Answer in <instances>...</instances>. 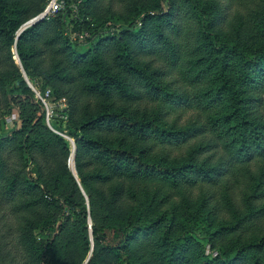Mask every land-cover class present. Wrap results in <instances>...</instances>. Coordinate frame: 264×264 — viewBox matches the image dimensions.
<instances>
[{
    "label": "trees",
    "instance_id": "16d2710c",
    "mask_svg": "<svg viewBox=\"0 0 264 264\" xmlns=\"http://www.w3.org/2000/svg\"><path fill=\"white\" fill-rule=\"evenodd\" d=\"M64 1L0 0V264H264V0Z\"/></svg>",
    "mask_w": 264,
    "mask_h": 264
},
{
    "label": "built area",
    "instance_id": "2783aa9c",
    "mask_svg": "<svg viewBox=\"0 0 264 264\" xmlns=\"http://www.w3.org/2000/svg\"><path fill=\"white\" fill-rule=\"evenodd\" d=\"M64 7H65L64 0H48V3L46 7L44 8V11L39 15H42L44 18H49L52 15H54L57 11L63 9ZM50 93H51L50 89H48L44 95L40 91L36 90L37 98L40 99L45 106L46 117L49 123H50L51 118H54L56 115H58L56 108L58 107L60 108V110H62L66 106L65 99H61L57 103H51L49 101ZM62 117L65 118L64 115H62Z\"/></svg>",
    "mask_w": 264,
    "mask_h": 264
},
{
    "label": "rangeland",
    "instance_id": "374dc122",
    "mask_svg": "<svg viewBox=\"0 0 264 264\" xmlns=\"http://www.w3.org/2000/svg\"><path fill=\"white\" fill-rule=\"evenodd\" d=\"M166 4L167 3H165L164 4V6L166 7ZM13 53H14V58H15V61L18 63V60H19V55H18V53H17V48H16V46H14L13 47ZM20 65V64H19ZM3 103H0V115H2L3 114V112H4V110L2 109V107H4V104L2 105ZM1 119H4L5 121H6V124L4 125V128H3V130H1L0 131V134H4V133H6L9 129H11L12 127H13V125H14V123H15V121H16V119H17V114H16V112H13V113H11V114H8V115H4V117L3 118H1ZM47 123H48V125H49V121L47 120ZM67 137V136H66ZM70 141H71V144H72V153L74 152V148H75V141L73 142V139H71L70 137H67ZM71 160V161H70ZM69 161H70V164H71V169L72 168H74V165H75V162L73 161V158H71ZM73 170V169H72ZM254 170H257V168L256 169H254ZM192 203H193V206L194 207H196V205H198L199 204V202L197 201V199H195L194 201H192ZM91 224H92V220L90 219V230H91ZM89 257H91V254L89 253V255H88V258Z\"/></svg>",
    "mask_w": 264,
    "mask_h": 264
},
{
    "label": "water",
    "instance_id": "95a60500",
    "mask_svg": "<svg viewBox=\"0 0 264 264\" xmlns=\"http://www.w3.org/2000/svg\"><path fill=\"white\" fill-rule=\"evenodd\" d=\"M42 19H44V17H43L42 15H39V16H36V17L32 18V19L29 20L28 22H26V23H25V24H24V25L18 30V32H17V37H16V41L19 39L21 33H22L27 27H29V26H31V25H33V24L39 22V21L42 20ZM18 64L21 65V68H22V71H23V74H24L26 80L28 81L29 85L33 88V84L30 82V80H29V78H28V76H27V74H26L24 68L22 67V64H21L20 58H19V60H18ZM34 90H35V88H34ZM49 125H50V123H49ZM73 142H74V140H73ZM74 143H75V142H74ZM75 154H76V146H75V148H74V152H73L72 155H71V158L74 159V162H75ZM71 158H70V159H71ZM69 165L71 166L70 161H69ZM72 169H73V172L75 173V175L77 176V172H76V167H75V165H74V168H72ZM92 233H93V232H92V228H91V235H92V238H93V234H92ZM93 246H94V245H93ZM89 259H90V257L87 259V261H86L84 264H87V262L89 261Z\"/></svg>",
    "mask_w": 264,
    "mask_h": 264
},
{
    "label": "bare ground",
    "instance_id": "6f19581e",
    "mask_svg": "<svg viewBox=\"0 0 264 264\" xmlns=\"http://www.w3.org/2000/svg\"><path fill=\"white\" fill-rule=\"evenodd\" d=\"M71 161V160H70ZM73 161H74V159H73Z\"/></svg>",
    "mask_w": 264,
    "mask_h": 264
}]
</instances>
